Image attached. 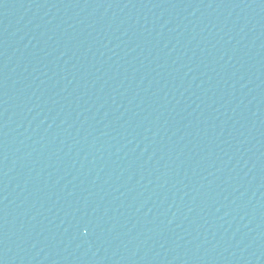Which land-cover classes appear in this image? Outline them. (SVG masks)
I'll return each instance as SVG.
<instances>
[{"label":"water","instance_id":"95a60500","mask_svg":"<svg viewBox=\"0 0 264 264\" xmlns=\"http://www.w3.org/2000/svg\"><path fill=\"white\" fill-rule=\"evenodd\" d=\"M0 264H264V0H0Z\"/></svg>","mask_w":264,"mask_h":264}]
</instances>
